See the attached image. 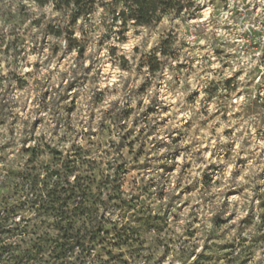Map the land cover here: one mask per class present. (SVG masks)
I'll list each match as a JSON object with an SVG mask.
<instances>
[{
	"label": "rangeland",
	"instance_id": "obj_1",
	"mask_svg": "<svg viewBox=\"0 0 264 264\" xmlns=\"http://www.w3.org/2000/svg\"><path fill=\"white\" fill-rule=\"evenodd\" d=\"M198 3L122 41L99 11L75 26L72 8L0 0V200L60 169L53 150L76 158L113 223L95 264H264V0Z\"/></svg>",
	"mask_w": 264,
	"mask_h": 264
},
{
	"label": "trees",
	"instance_id": "obj_2",
	"mask_svg": "<svg viewBox=\"0 0 264 264\" xmlns=\"http://www.w3.org/2000/svg\"><path fill=\"white\" fill-rule=\"evenodd\" d=\"M37 1L42 5L51 1L55 10L72 8L71 18L75 26L79 20L86 21L99 11L104 37L115 32L122 41L130 28L153 29L167 18L188 20L199 17L202 11L198 0ZM51 29L52 34L61 35ZM65 33L69 45L83 53L82 40L73 38L74 31L66 30ZM83 36H86L85 32ZM166 44L167 41L163 40L147 57L150 73L160 72L165 63L163 59L173 55L175 48L172 45L166 48ZM124 63L128 61L124 60ZM123 67L127 66L124 64ZM226 83L231 85V80ZM51 155L61 162L60 169H47L43 177L23 173L13 183L14 196L21 202L14 203L11 198L0 200V264H95V252L106 242L104 236L109 235L106 227L113 223L104 215L106 204L94 193L93 176L84 172L71 180L76 171L71 163H75L76 158H65L57 150ZM26 207L32 213L34 211L35 219L17 220L20 209ZM126 229V226L113 229L121 246L127 245V239L120 236ZM108 255L115 257L111 252Z\"/></svg>",
	"mask_w": 264,
	"mask_h": 264
}]
</instances>
